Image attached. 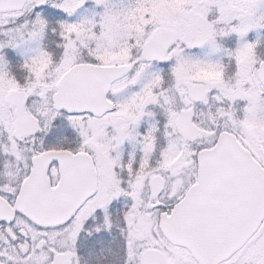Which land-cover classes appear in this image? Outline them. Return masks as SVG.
<instances>
[{"label":"snow or ice","instance_id":"obj_1","mask_svg":"<svg viewBox=\"0 0 264 264\" xmlns=\"http://www.w3.org/2000/svg\"><path fill=\"white\" fill-rule=\"evenodd\" d=\"M0 264H264V0H0Z\"/></svg>","mask_w":264,"mask_h":264}]
</instances>
